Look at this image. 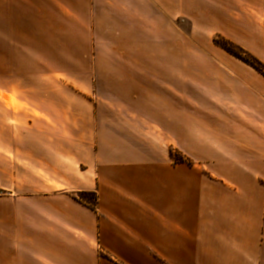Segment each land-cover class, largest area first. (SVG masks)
<instances>
[{
    "label": "crops",
    "instance_id": "1",
    "mask_svg": "<svg viewBox=\"0 0 264 264\" xmlns=\"http://www.w3.org/2000/svg\"><path fill=\"white\" fill-rule=\"evenodd\" d=\"M105 1L187 22L191 49L158 83L113 91L110 117L83 94L29 104L22 79L0 78V264H264V77L213 41L264 62V0H0V71L62 25L93 37Z\"/></svg>",
    "mask_w": 264,
    "mask_h": 264
},
{
    "label": "rangeland",
    "instance_id": "2",
    "mask_svg": "<svg viewBox=\"0 0 264 264\" xmlns=\"http://www.w3.org/2000/svg\"><path fill=\"white\" fill-rule=\"evenodd\" d=\"M107 4L109 2L105 1L103 19L91 25L93 37L79 36L85 30L84 25H62L69 37L34 39L41 52L25 53L24 68L0 71V78L22 79L17 93L27 97L29 104L33 96L47 92L83 94L100 115L110 117L113 91L125 89L127 92L129 78L146 77L158 83V79L168 72L163 71L161 64L170 67L177 60L176 46L191 43L187 37L190 32L187 22L165 24L154 16L150 22L144 21L143 7H136L130 14L129 7L115 6L114 15L111 12L113 7ZM85 46L89 50L87 53L81 52ZM43 49H50V52H43ZM59 50L61 53L57 52ZM198 57L200 55L196 53H188L184 60H197ZM178 58L183 61L182 56ZM152 95L156 96L155 93ZM154 98L159 99L157 96ZM9 105L13 108L18 105L13 96L9 97ZM171 154L176 161L192 164L177 150H172Z\"/></svg>",
    "mask_w": 264,
    "mask_h": 264
},
{
    "label": "trees",
    "instance_id": "3",
    "mask_svg": "<svg viewBox=\"0 0 264 264\" xmlns=\"http://www.w3.org/2000/svg\"><path fill=\"white\" fill-rule=\"evenodd\" d=\"M213 41L216 46L220 47L231 56L247 64L264 76V62L246 51L244 48L222 36H216ZM75 199H77L81 203L83 202L84 204L91 206L92 208H95L96 206L97 198L96 193L94 192L79 193L77 194Z\"/></svg>",
    "mask_w": 264,
    "mask_h": 264
}]
</instances>
